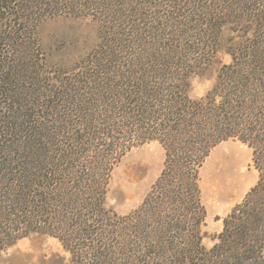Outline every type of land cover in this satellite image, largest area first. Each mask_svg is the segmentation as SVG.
Here are the masks:
<instances>
[{
  "label": "trees",
  "instance_id": "1",
  "mask_svg": "<svg viewBox=\"0 0 264 264\" xmlns=\"http://www.w3.org/2000/svg\"><path fill=\"white\" fill-rule=\"evenodd\" d=\"M63 1L0 0V254L45 234L71 264H264V0H79L99 42L43 85L26 60ZM219 51L231 62L192 97ZM230 139L252 149L259 176L207 250L199 171ZM151 141L163 168L119 215L106 205L111 171Z\"/></svg>",
  "mask_w": 264,
  "mask_h": 264
},
{
  "label": "rangeland",
  "instance_id": "2",
  "mask_svg": "<svg viewBox=\"0 0 264 264\" xmlns=\"http://www.w3.org/2000/svg\"><path fill=\"white\" fill-rule=\"evenodd\" d=\"M78 3L79 0H64L62 11H53L37 26L39 46L33 50L32 60L26 61L31 71L40 75L35 77L43 85L51 86L52 80L61 79L57 77L73 69L99 42L97 22L84 16L87 11L78 12ZM223 39L227 43L240 40L230 29H225ZM230 62L226 52H217L205 73L192 77L191 96H203L213 86L221 65ZM164 159V150L156 141L137 146L122 156L110 174L107 207L119 215L136 209L159 176ZM258 176L252 149L246 144L230 139L211 150L199 171L201 201L206 210L201 227L202 244L207 250L218 242L223 218L242 201ZM0 264H71V255L57 238L31 234L1 252Z\"/></svg>",
  "mask_w": 264,
  "mask_h": 264
}]
</instances>
